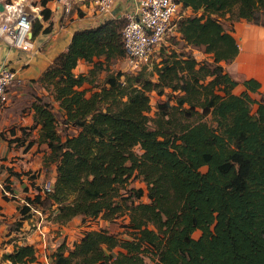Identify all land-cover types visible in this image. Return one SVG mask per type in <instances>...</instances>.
I'll return each mask as SVG.
<instances>
[{
    "label": "trees",
    "instance_id": "obj_1",
    "mask_svg": "<svg viewBox=\"0 0 264 264\" xmlns=\"http://www.w3.org/2000/svg\"><path fill=\"white\" fill-rule=\"evenodd\" d=\"M177 1L193 14L178 21L182 45L164 48L158 61L135 74L111 68L126 54V19L116 15L76 30L38 78L63 110L60 118L45 94L29 91L31 128L39 126L31 142L47 145L57 175L50 191L38 187L26 198L31 205L19 206L11 227L19 229L32 206L48 210L47 221L57 225L76 216L128 219L127 238L87 229L50 252L51 264H264V93L255 99L261 82L225 69L241 45L218 18L229 13L264 26V0ZM42 15L49 19L51 9ZM41 28L34 23L33 34ZM185 47L210 57L200 60ZM80 60L92 65L86 73L75 72ZM151 92L166 95L153 117ZM59 121L72 131L62 134ZM132 176L146 187L129 186ZM36 260L34 245L15 243L0 264Z\"/></svg>",
    "mask_w": 264,
    "mask_h": 264
},
{
    "label": "crops",
    "instance_id": "obj_2",
    "mask_svg": "<svg viewBox=\"0 0 264 264\" xmlns=\"http://www.w3.org/2000/svg\"><path fill=\"white\" fill-rule=\"evenodd\" d=\"M6 1L14 2L17 5L24 4L30 14L25 20V26L29 25L31 37L27 42V47H20L11 44L4 34L0 35V67L13 68L17 78L15 84L10 88L11 101L0 109V257L5 252L12 251L15 243L32 244L36 249L47 244V240L43 239L36 228V222L39 220L36 215L34 216L36 217L35 221L33 218L32 222L23 221L19 229H13L11 225L19 219V206L24 203L25 199L29 196L34 197L38 187L44 193V185L54 183L57 175L56 166H52L53 164L46 161V155L50 152L47 145L31 142L38 136L39 126L31 128L34 122V110L29 108L24 112L21 103L30 89L34 91L36 89L35 92L39 95L48 94V91L39 83L38 78L68 47L76 30L95 26L116 15L120 16L129 5L128 0H117L112 11L113 16H101L95 9L94 0H89V4L87 1L80 0L82 2L75 8L71 7L69 12L64 11L57 0H48L46 4H43L42 0ZM45 7L51 9L50 18L47 20H44L42 15V10ZM34 23H40L42 27L36 35L33 34ZM50 24L51 30L44 31L43 29ZM244 38L249 39V37ZM243 53L246 52H243L240 46V52L236 58L243 59ZM91 66V63L80 60L75 72L86 73ZM254 73L250 77L257 79V75ZM243 88L242 86V90ZM51 97L57 109L63 111L52 95ZM49 169H52L51 174H47ZM77 217L80 216H76L72 220ZM44 224L43 228L49 229L48 223ZM66 225H62V227ZM32 264L49 263L45 260L44 255H39L37 250V260Z\"/></svg>",
    "mask_w": 264,
    "mask_h": 264
},
{
    "label": "built area",
    "instance_id": "obj_3",
    "mask_svg": "<svg viewBox=\"0 0 264 264\" xmlns=\"http://www.w3.org/2000/svg\"><path fill=\"white\" fill-rule=\"evenodd\" d=\"M64 11L69 12L72 0H57ZM130 4L120 17L126 19L122 30L125 57L130 68L140 70L144 65H149L150 58L160 43L166 41L170 36L180 35L178 21L184 16L182 9H186L177 0H129ZM4 4V10L0 11V35L16 46L27 47L29 25L26 18L29 17L24 4H16L11 1L0 0ZM95 9L101 16H113V9L117 0H94ZM31 33V31H30ZM17 78L13 68L0 67V109L4 108L10 101V88L15 84ZM44 192L51 190V183L44 185ZM5 192L8 193L7 190ZM31 205L29 202L24 201ZM32 210L39 213L36 228L44 240L47 238V230L44 223L47 221L42 211L32 206ZM46 247V244L45 246ZM49 253H44L45 260L50 263Z\"/></svg>",
    "mask_w": 264,
    "mask_h": 264
},
{
    "label": "rangeland",
    "instance_id": "obj_4",
    "mask_svg": "<svg viewBox=\"0 0 264 264\" xmlns=\"http://www.w3.org/2000/svg\"><path fill=\"white\" fill-rule=\"evenodd\" d=\"M84 1L85 2L87 1L89 4V0H84ZM81 2L82 1L80 0H72V7L75 8ZM127 2H129V0ZM181 12L184 16L193 14V10L191 8L182 9ZM218 18L222 21L225 27L234 34V36L236 37L239 43L242 40V45H243L244 37H249L250 40L251 39L257 40L259 43H264V26L254 24L252 22H248L245 19L233 21L230 18L229 13L220 14L218 15ZM179 40H180L179 35L178 36L174 35V36H170L166 41L157 45V47L155 48V50L153 51L151 55L149 64H151L152 61L154 60L158 61L160 59V56H159L160 52L164 48L165 49L174 48V47L179 48L180 45H182L181 42L177 44V41ZM242 45H241V49L243 47ZM185 49L191 50L194 53V55L200 60L209 59L210 57L208 54L204 53L202 49H199V48L185 47ZM242 51L246 52V53H243L242 55V57L244 56L243 59L235 58L234 61L230 63L223 62V65L225 66V69L229 71L236 78H240L242 76L250 77L253 75L254 72H256L254 74L257 75L256 76L257 79L261 81V87L257 92L252 93V96L255 99H259L261 98V95L264 93V52H257V51H252L248 49H245V50L242 49ZM111 68L114 70L122 69L125 72L133 73V74L139 71V70H133L132 68H130L127 61L124 58L118 59L116 62H114L111 65ZM104 77H105V72L100 71L95 78L96 79L95 83L98 85H101ZM85 87H87L88 95H89L92 92L93 87H91V84L89 83L85 84ZM241 90H242L241 85L235 88V92L237 93L241 92ZM35 91L37 90L35 89ZM44 96H45L44 97L45 99H48L52 102L53 108L56 111L57 116L60 118L61 115L58 111L59 109H57L54 101L52 100V97H49L47 94H45ZM33 99H35V95H31L28 91L26 97L21 103L22 109L24 110V112L27 111L31 107L30 104L33 101ZM159 99H166V95L159 96L156 92H151L152 110L149 112V115L151 117L155 115L156 104ZM256 109H257V104L254 103L252 105V112H255ZM58 126L62 134L72 131L71 128L66 129L63 126L61 121H59ZM33 135H36V133H33ZM206 169H207V166L201 167L202 171H206ZM51 173H52V169H49L47 174H51ZM129 184H130L129 186L146 187V184L141 180V178L136 177V176H132ZM143 199L146 200L145 197ZM31 212L32 214L26 219H24L23 221L28 220L29 222H32V218L34 219V221L36 220V217H34L35 215L39 217L38 212L34 210H31ZM48 214H49V211L47 210L44 213L45 219L47 218ZM127 220L128 219L124 217H120L119 219L114 220V221H108V220L103 219L102 217L87 218L83 220L82 217L80 216V217L75 218L74 220H71L72 221L71 223L70 222L66 223L67 225L65 224L66 225L65 227H62V225L54 224L50 221H46L48 225L50 226L49 229H47V239H46L47 244H46V247L39 246L37 249L38 253L40 256H43L45 252L50 253L64 240L71 246L73 242L78 240L81 237V234L84 233V231L87 229L107 228L111 233L117 234L123 238H127L128 234L125 232V227L122 225V223ZM199 234H200V231L198 230L194 232L195 237H198Z\"/></svg>",
    "mask_w": 264,
    "mask_h": 264
},
{
    "label": "flooded vegetation",
    "instance_id": "obj_5",
    "mask_svg": "<svg viewBox=\"0 0 264 264\" xmlns=\"http://www.w3.org/2000/svg\"><path fill=\"white\" fill-rule=\"evenodd\" d=\"M243 45L245 49L257 51V52H264V43H259L257 40H250L247 38L243 39Z\"/></svg>",
    "mask_w": 264,
    "mask_h": 264
},
{
    "label": "water",
    "instance_id": "obj_6",
    "mask_svg": "<svg viewBox=\"0 0 264 264\" xmlns=\"http://www.w3.org/2000/svg\"><path fill=\"white\" fill-rule=\"evenodd\" d=\"M0 10H4V4L3 3H0ZM32 34V32H31Z\"/></svg>",
    "mask_w": 264,
    "mask_h": 264
},
{
    "label": "bare ground",
    "instance_id": "obj_7",
    "mask_svg": "<svg viewBox=\"0 0 264 264\" xmlns=\"http://www.w3.org/2000/svg\"><path fill=\"white\" fill-rule=\"evenodd\" d=\"M240 45H242V40L240 41V43H239ZM243 47H242V49H244L245 50V48H244V45H242Z\"/></svg>",
    "mask_w": 264,
    "mask_h": 264
}]
</instances>
